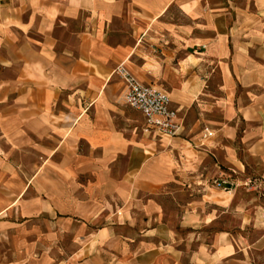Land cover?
I'll return each instance as SVG.
<instances>
[{"label": "crops", "instance_id": "obj_1", "mask_svg": "<svg viewBox=\"0 0 264 264\" xmlns=\"http://www.w3.org/2000/svg\"><path fill=\"white\" fill-rule=\"evenodd\" d=\"M119 63L168 93L181 123L177 135L158 136L144 119L141 136L117 125L124 89L113 75ZM29 150L62 157L56 169L67 184L73 173L91 176V183H79L77 199L63 187L50 203L61 213L58 223L76 234L71 254L56 263L46 247L41 252L38 242L16 236L19 228L9 231L13 220L4 215H20L14 216L13 193L4 194L0 248L7 258L0 264H264L260 192L220 203L206 193L189 197L180 217L185 232L163 221L153 200L173 180L215 190L207 177L226 170L258 169L264 190V0H0V159ZM122 157L117 188L110 165ZM74 159L80 165L73 171ZM16 171L8 163L0 167L3 175ZM216 192L221 199L227 194ZM116 198L126 211L110 216ZM137 206L144 225L127 214ZM28 207L25 217L34 205ZM233 207L238 232L195 230L212 224L217 208ZM101 208L106 223L95 230L90 225ZM71 214L81 225L71 227ZM116 221L140 227L120 244Z\"/></svg>", "mask_w": 264, "mask_h": 264}, {"label": "rangeland", "instance_id": "obj_2", "mask_svg": "<svg viewBox=\"0 0 264 264\" xmlns=\"http://www.w3.org/2000/svg\"><path fill=\"white\" fill-rule=\"evenodd\" d=\"M117 104H119L121 111L119 112V120L117 121V125H124L129 129V132H133L136 136H141L142 128H143V117L137 110L127 106L122 99V92L118 94ZM82 147L80 146V149ZM79 149V147H78ZM18 156L15 158L9 159H0V167L5 163L13 165L17 170L16 173L10 175L0 174V214H2L3 209V198L4 194L8 195L13 193L12 198H16V203L12 207L16 214H19L16 219H12L10 213L8 215H4L3 218H8L13 220V227L9 228H19L16 231V236H24V239L34 240L37 243V248H41V252L46 247V250L50 252L52 256V261L56 260L60 257H66L71 254V251L74 249V240H75V232H71L72 229H64L63 226L58 223L61 220L60 214L58 213L55 207H51L50 203L54 200V198H58L61 193V190L64 188L70 189V193L76 199L79 197V183L90 184L91 176L89 175H79L77 173H73L70 177H72V183L67 184L66 176L61 175L58 169L61 165L65 163V160L62 157L55 156L52 159L44 158L43 153H33L29 151H23L17 153ZM85 166L90 165V161L85 160ZM71 168L73 167V171L76 166H79V160L76 162V159L70 164ZM111 168L113 170V174L109 176L112 180H115V186L117 188L120 187V172L126 167V159L125 158H117L113 160L111 163ZM256 172H247L245 175H238L231 171L226 170V174L224 175H215V173L210 174L208 179V184L214 188L215 190H206L203 192L201 186H197L196 189L192 187L188 188L185 182H177L175 180L170 181L164 186V193L156 198L153 197V200L160 206L161 208V219L167 221L170 225H172L177 231L185 232L189 230L187 227H183L180 222V217L185 211L184 204L189 199V197H195L199 199L203 193H206V198L209 202H217L220 203L222 200H226L228 198L234 199H250L252 197V193L258 194L260 192V198L264 199V190H259V179L260 175H258V169H255ZM45 172H47L45 174ZM231 175V176H230ZM199 176L198 178H200ZM203 177V176H202ZM201 177V178H202ZM223 177L233 181L234 185H232L231 189L232 194L229 193L230 190H223L221 186H216L213 183L214 179ZM251 180L252 183L249 185H245L246 180ZM107 180L99 183L102 187L107 184ZM237 189H236V186ZM78 186V187H77ZM4 187V189H3ZM9 187V188H8ZM6 188V189H5ZM236 189V190H235ZM65 190V189H64ZM225 191L227 194L224 195L223 199L219 197L216 191ZM41 203V209L35 207V204ZM28 204H33V211L30 212L29 217H25L22 215V211L28 207ZM42 204H46L45 207H42ZM211 207V206H210ZM11 207H9L10 209ZM43 208H47L49 211L44 212ZM52 208V209H51ZM106 209L108 207H105ZM206 210L209 209V205L205 206ZM6 209V208H4ZM106 209L101 208L100 214L101 217L98 221L92 226L95 230L99 227H102L106 223V219L103 215L106 214ZM126 208L122 204V201L119 199H115L114 204L109 207L108 212L110 216L115 213V215L122 214ZM132 212L127 214H132L137 217V220L142 221V225H144L143 220L145 217L143 216V212L140 211V207H131ZM56 211V213H55ZM49 212V213H48ZM239 212L235 209V207L230 209H221L217 208L216 211L212 212L213 216H216L215 221L207 226L197 225L195 230L205 232L207 235L211 236L217 231L227 230L231 233L238 232L240 230V218ZM2 216V215H0ZM62 216V215H61ZM71 217L72 225L74 227L77 224H80V218L75 214L68 215ZM122 220V219H121ZM124 220V219H123ZM52 223V224H50ZM199 224V223H198ZM81 225V224H80ZM116 232L119 235V243L122 244L124 241L123 236H127L130 233H137L140 227V223H136L134 227H130L127 222L124 221H116ZM191 229V228H190ZM245 230L251 232L252 227L249 226L245 228ZM18 234V235H17ZM51 235V237L49 236ZM78 237L79 244H82L84 238ZM51 247V251L50 248ZM0 259L7 258L6 250H2L0 248ZM41 252L37 250V253L34 254L35 257L41 255ZM106 253V254H105ZM103 253V256L107 255V252ZM118 258L122 259L123 256L118 254ZM53 261V262H54ZM54 263V264H55Z\"/></svg>", "mask_w": 264, "mask_h": 264}, {"label": "built area", "instance_id": "obj_3", "mask_svg": "<svg viewBox=\"0 0 264 264\" xmlns=\"http://www.w3.org/2000/svg\"><path fill=\"white\" fill-rule=\"evenodd\" d=\"M113 75L124 85L123 102L140 112L149 130L158 136L167 137L179 133L181 123L178 110L170 106L169 95L165 90L141 82L124 63H119L114 68ZM213 183L223 190L231 189V184L225 180L214 179ZM249 183L252 181L248 179L244 184Z\"/></svg>", "mask_w": 264, "mask_h": 264}]
</instances>
